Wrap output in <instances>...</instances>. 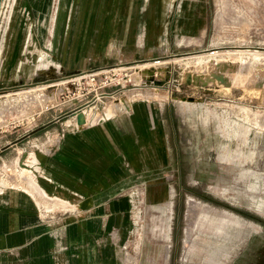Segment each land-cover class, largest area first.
<instances>
[{
  "label": "rangeland",
  "instance_id": "obj_1",
  "mask_svg": "<svg viewBox=\"0 0 264 264\" xmlns=\"http://www.w3.org/2000/svg\"><path fill=\"white\" fill-rule=\"evenodd\" d=\"M260 35L255 26L251 39ZM227 50L213 48L133 64L137 74L133 87L145 82L143 97L171 105L172 163L166 168L171 167L172 174L170 179H147L130 189L127 215L113 241L114 264H264V214L254 209L260 203L264 208V54ZM221 65L227 67L223 78L218 72ZM148 68L154 69L156 79L167 77L162 88L143 79L141 72ZM72 78L0 94V191L24 189L41 208L53 209L42 211L43 217L56 214L54 209L64 208L66 202L48 195L35 169L25 163L36 162L40 153L56 145V133L72 125L66 116L52 120L95 92L114 89L85 79L74 83ZM187 97L197 102L180 99ZM104 102L96 106L98 110L105 106L111 113L126 107L120 95ZM16 139L17 144L9 145ZM190 198L198 200V206L232 213L224 206L228 205L260 221L234 212L244 224L240 241H227L226 255L231 258L216 259L209 250L224 243L199 228L195 213H187ZM177 204L182 208L175 216ZM175 222L177 241L173 234L169 238V226ZM248 222L255 228L251 230Z\"/></svg>",
  "mask_w": 264,
  "mask_h": 264
},
{
  "label": "crops",
  "instance_id": "obj_2",
  "mask_svg": "<svg viewBox=\"0 0 264 264\" xmlns=\"http://www.w3.org/2000/svg\"><path fill=\"white\" fill-rule=\"evenodd\" d=\"M147 86L117 94L126 101L123 110H98L96 106L109 99L105 97L93 108L85 107L87 122L82 128L74 116H66L72 125L56 133V145L40 153L36 162L31 160L32 165L25 163L35 169L48 195L66 202L64 208L54 209L56 214L43 217L42 211L53 209L41 208L24 189L0 191V264H114L113 241L127 215L130 189L172 174L171 167L166 168L172 163V108L169 101L143 97ZM84 199H90L89 206L80 209ZM207 206L228 218L216 225L198 223L215 242L224 243L209 250L210 255L231 258L226 243L239 239L244 224L229 211ZM254 209L264 214L261 203ZM247 226L255 228L251 222ZM201 249L194 252L198 255Z\"/></svg>",
  "mask_w": 264,
  "mask_h": 264
},
{
  "label": "water",
  "instance_id": "obj_3",
  "mask_svg": "<svg viewBox=\"0 0 264 264\" xmlns=\"http://www.w3.org/2000/svg\"><path fill=\"white\" fill-rule=\"evenodd\" d=\"M255 26L261 35L252 40ZM236 46L264 50V0H0V94ZM141 75L159 87L167 78L156 79L153 68ZM86 105L51 122L71 115L82 128Z\"/></svg>",
  "mask_w": 264,
  "mask_h": 264
},
{
  "label": "built area",
  "instance_id": "obj_4",
  "mask_svg": "<svg viewBox=\"0 0 264 264\" xmlns=\"http://www.w3.org/2000/svg\"><path fill=\"white\" fill-rule=\"evenodd\" d=\"M211 50H213V48H211ZM132 69H133V65L113 67V68H109L105 70L95 71V72H91L88 74L76 76V77H73L71 80L74 83L75 82L79 83L82 79H85L86 81L90 83H95L98 81L101 84L100 86H105L107 84V86L114 88L113 91H110V92L102 91L100 93L95 92L94 94H92L89 100L86 101L88 102V105L85 106V107H90L91 109L93 108L94 102L96 100L102 99L104 97L113 98L117 94L122 93L124 89L133 87L135 84L134 76L137 74H135L136 72H133ZM154 76H155V71H154ZM139 83L141 84V82ZM136 84L138 85V83ZM142 85H146L145 82H142ZM79 105H76L75 107H73V109L76 110ZM85 107L82 108V110L84 109L83 112L86 117ZM86 122H87V119H86Z\"/></svg>",
  "mask_w": 264,
  "mask_h": 264
},
{
  "label": "bare ground",
  "instance_id": "obj_5",
  "mask_svg": "<svg viewBox=\"0 0 264 264\" xmlns=\"http://www.w3.org/2000/svg\"><path fill=\"white\" fill-rule=\"evenodd\" d=\"M228 49V48H227ZM227 51H235V52H238V53H241V52H244V51H254L255 53H262L264 54V50H261V49H252V48H247V47H240V46H236V47H231L229 48V50ZM222 67V71H219L220 73L222 74H219V77L223 78V74L225 73L224 71L227 69V67H223V65H221ZM240 78V77H239ZM67 80V79H66ZM62 81H65V80H62ZM41 85H45V84H41ZM41 85H37V86H41ZM35 86V87H37ZM33 88V87H32ZM43 97V95H42ZM123 107L120 106L118 108H116L114 111L116 112L117 111H120ZM113 112V111H112ZM197 200H194V199H189L188 202H187V213H195L197 216L198 219H200L202 222H199L201 223H208V224H211V225H216L217 223H222V222H226L228 220V218L222 216H217L215 214L214 211H212L206 204L202 205V206H198L197 204ZM237 222V220L235 221ZM193 230V229H192Z\"/></svg>",
  "mask_w": 264,
  "mask_h": 264
},
{
  "label": "flooded vegetation",
  "instance_id": "obj_6",
  "mask_svg": "<svg viewBox=\"0 0 264 264\" xmlns=\"http://www.w3.org/2000/svg\"><path fill=\"white\" fill-rule=\"evenodd\" d=\"M181 187V186H180ZM188 191H190L191 192V190L190 189H188ZM181 194V193H180ZM194 195H197L198 197H201V195L200 194H197V193H194ZM202 197H204L203 195H202ZM181 208H182V206H181V204H177L176 205V207L174 206V209H173V213L175 214V216L177 215L176 214V212L177 213H180L181 212ZM233 212H236L237 214H240V215H242L243 217H245L246 219H252V220H255V221H260V220H257L255 217H252L251 215H249V214H247V213H245V212H243V211H241V210H239V209H231ZM172 229H173V231H172ZM172 234H173V237H174V240L175 241H177V228H176V222H175V226L174 227H172V225L170 224V226H169V238H172Z\"/></svg>",
  "mask_w": 264,
  "mask_h": 264
}]
</instances>
